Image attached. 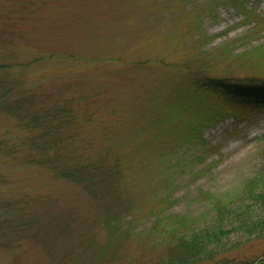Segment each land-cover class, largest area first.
Returning <instances> with one entry per match:
<instances>
[{"label":"rangeland","instance_id":"1","mask_svg":"<svg viewBox=\"0 0 264 264\" xmlns=\"http://www.w3.org/2000/svg\"><path fill=\"white\" fill-rule=\"evenodd\" d=\"M222 1L32 0L38 17L25 25L27 34L16 53L19 62L39 59L23 71L29 87L69 90L68 95L92 103L88 106L93 120L77 140L88 151L116 152L126 160H137L133 152L155 149L149 145L154 141L147 140L156 138L148 132L152 128L146 116L157 102L175 94L177 84L181 86L180 63L190 34L196 33L192 29L197 25L211 38L204 48L208 52L251 31V26L238 25L242 17ZM247 7L264 15V0H252ZM263 43L264 33L244 47L235 45V54ZM10 124L0 116V134L9 132ZM263 132L264 107L245 120L230 117L205 129L202 138L208 147L219 146V152L203 153L199 146L184 145L176 147L173 156L131 166L134 180L129 178L124 200L130 206L124 229L131 228L133 236L116 264H154L168 258V241L153 244L148 239L157 216L202 219L192 227L194 231H200L203 223L215 227L208 216L210 204L199 192L212 196L236 192L257 173L263 162L256 157V139ZM158 145L162 148L156 149H169ZM197 156L203 160H195ZM80 193L36 169L0 160V197L40 198L38 211L62 222L42 230L39 242L27 241L17 251L0 252V264H107L113 251L97 262L90 258L91 249L104 245L108 234L99 226L91 227L98 217L97 206ZM255 209L246 218L251 225L261 218ZM222 229L218 241L206 244L205 255H215V263L208 264L243 257L256 260L264 253V231L228 223Z\"/></svg>","mask_w":264,"mask_h":264},{"label":"trees","instance_id":"2","mask_svg":"<svg viewBox=\"0 0 264 264\" xmlns=\"http://www.w3.org/2000/svg\"><path fill=\"white\" fill-rule=\"evenodd\" d=\"M250 1L221 2L242 17L238 25L251 26V31L213 51L204 50L211 38L194 23L196 26L192 30L197 35H189L180 63L184 74L181 86L177 84L172 90L175 94L163 103L157 102L154 111L146 116L152 128L148 132L156 138L147 140L154 141L149 145L155 149L133 152L137 160H126L124 154L116 152L92 153L83 142L77 141L82 129L93 120L88 106L92 103L87 99L68 95L69 90L51 92L27 85L23 71L39 59L32 57L24 63L19 62L16 51L19 41L27 34L25 25L38 17L39 9L32 5V0H0V116L11 123L10 131L0 134V160L36 169L52 182L79 189L88 203L97 206L98 217L90 225L101 227L108 239L100 248L91 249L92 260L97 262L113 251L107 264L118 263L117 258L123 255L133 236L131 228L124 229V219L130 209L124 200L129 178L134 180L131 166L173 156L176 147L184 145L199 146L203 153L219 152V146L208 147L202 138L203 131L230 117L236 122L245 120L264 107V43L235 54V45L244 47L264 33V15L248 8ZM188 2L173 0L172 3ZM202 13L204 11L200 15ZM256 142V157L263 166L246 178L236 192L220 196L199 192V197L210 204L208 216L213 217L215 227L208 228L203 223L200 231H194L192 227L202 223V219L156 217L148 231V239H153V244L168 241L171 249L166 260L154 264L215 263L214 254L205 255L206 244L224 235L222 226L226 223L264 231V132ZM161 143L169 148L168 151L156 149L162 148L158 145ZM195 160L200 162L203 158L197 156ZM137 173L135 170V175ZM39 202L40 198L26 196L0 197V252L17 251L27 241L39 242L47 226L62 224L59 217L40 213ZM256 207L261 218L251 225L246 218ZM67 225L65 223L64 228ZM221 264H264V253L256 260L225 259Z\"/></svg>","mask_w":264,"mask_h":264}]
</instances>
